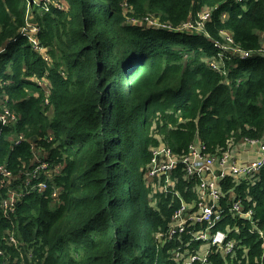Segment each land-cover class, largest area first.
Listing matches in <instances>:
<instances>
[{"label": "trees", "instance_id": "16d2710c", "mask_svg": "<svg viewBox=\"0 0 264 264\" xmlns=\"http://www.w3.org/2000/svg\"><path fill=\"white\" fill-rule=\"evenodd\" d=\"M34 1L0 0V114L8 96L19 116L15 126L0 125V165L16 175L43 153L54 178L9 217L0 190V264H160L156 236L179 199L147 202L141 182L150 149L163 143L182 155L200 141L215 154L245 138L264 140V57L228 61L227 77L205 62L216 57L222 30L243 49L260 47L264 0ZM205 8L212 9L210 38L128 22L151 15L178 27ZM27 20L40 29L51 63L21 35ZM186 186L181 178L178 188L190 201L195 195L185 194ZM236 192L264 230V173ZM12 236L20 250L7 246ZM243 236L247 252L215 253L212 264H258L256 236ZM166 257L163 264H176Z\"/></svg>", "mask_w": 264, "mask_h": 264}, {"label": "built area", "instance_id": "2783aa9c", "mask_svg": "<svg viewBox=\"0 0 264 264\" xmlns=\"http://www.w3.org/2000/svg\"><path fill=\"white\" fill-rule=\"evenodd\" d=\"M235 1L241 3L244 0ZM127 6L125 4V7ZM226 17L225 14L224 18ZM211 18L212 9L205 8L178 27L163 23L151 15L142 18L130 17L128 22L142 27L205 35L210 38L207 23ZM39 31L36 24L27 20V26L20 33L30 41L34 52L47 63H51L47 49L40 44ZM220 35L222 39L214 41L218 50L216 57L207 58L205 62L224 77L228 75V61L233 63L235 59L247 60L256 55L264 57V34L260 47L255 50L240 47L230 31L222 30ZM40 85L47 95L46 104H49L51 84L44 78ZM7 101L8 96L1 100L0 125L3 127L15 126L19 122V116L11 111ZM23 140V136H20L16 140L13 139V142L19 144ZM240 148L244 149L245 156L236 154V150ZM150 152L151 160L144 180L145 183L148 181L153 195L161 193L179 197L181 191L178 186L181 178L187 180L188 185L194 183L191 189L186 186L184 192L194 193L195 198L190 201L183 196L179 198L181 203L175 209L167 229L156 236L161 248L175 245L167 251L169 260L176 264H212L211 256L215 253H220L224 258H234L237 252H247L250 249L243 245L248 239L243 233L248 231L256 236V245L258 244L262 251L256 262L264 264V230L261 228L257 211L248 207L242 198L232 194L241 184H255L264 173L263 139L245 138L231 150L215 154L210 153L207 145L200 141L192 143L188 152L182 155L176 154L171 147L163 143L152 147ZM36 157V165L33 163L34 166L21 170L16 175L7 166L0 165V190L7 192V196L1 201V208L7 217L15 213L19 201L24 196L33 192L44 193L54 178L50 164L42 160L38 152ZM230 179L232 186H229ZM59 193L57 189L52 197L58 199ZM7 246L20 250L17 248L20 245L13 236L9 237ZM29 259H32L31 254Z\"/></svg>", "mask_w": 264, "mask_h": 264}, {"label": "rangeland", "instance_id": "374dc122", "mask_svg": "<svg viewBox=\"0 0 264 264\" xmlns=\"http://www.w3.org/2000/svg\"><path fill=\"white\" fill-rule=\"evenodd\" d=\"M36 4H39L40 2H42V0H35L34 1ZM53 4L55 5V2H53ZM31 21V20H30ZM43 156V155H42ZM41 158V157H40ZM245 160H246V158H245ZM141 185H142V189H143V192H144V194H145V197H146V200H147V202L149 201V196H150V198L151 199H156V197H158V196H160V195H164V194H161V193H158L157 195H153L152 194V190H150V188H149V184H148V181L145 183V181L144 180H142V182H141ZM194 186V183H192V185L190 186V185H188V187L191 189L192 187ZM226 190V189H225ZM57 192V190L55 191V193ZM189 193H191V192H189ZM237 192H233L232 194H236ZM192 194V193H191ZM194 194V193H193ZM232 194H230V195H232ZM195 195V194H194ZM58 196H59V194H58ZM57 196V197H58ZM175 197H177L178 199L180 198H182V194L180 193V196L178 197V196H176V195H174ZM180 199H179V204L181 203V201H180ZM193 199V198H192ZM191 199V200H192ZM174 248V247H173ZM172 249V248H171ZM167 252L166 251H164V249H162L161 247H160V249H159V263L160 264H163V262H165L166 260H167Z\"/></svg>", "mask_w": 264, "mask_h": 264}, {"label": "crops", "instance_id": "0c3cea01", "mask_svg": "<svg viewBox=\"0 0 264 264\" xmlns=\"http://www.w3.org/2000/svg\"><path fill=\"white\" fill-rule=\"evenodd\" d=\"M41 156L43 155V153H40ZM236 154L240 155V156H245L246 154L244 153V149L240 148L239 150H236Z\"/></svg>", "mask_w": 264, "mask_h": 264}]
</instances>
